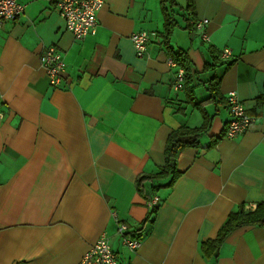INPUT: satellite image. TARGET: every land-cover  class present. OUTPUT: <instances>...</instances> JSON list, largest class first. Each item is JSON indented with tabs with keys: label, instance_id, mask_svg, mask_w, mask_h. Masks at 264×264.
<instances>
[{
	"label": "crops",
	"instance_id": "0c3cea01",
	"mask_svg": "<svg viewBox=\"0 0 264 264\" xmlns=\"http://www.w3.org/2000/svg\"><path fill=\"white\" fill-rule=\"evenodd\" d=\"M19 1L23 14L0 27V264H77L101 234L118 264H264V226L201 250L229 213L264 205V0H193L192 17L186 0H103L96 33L82 40L52 3ZM167 12L168 46L189 60L178 91L163 43ZM203 18L208 39L189 27ZM137 30L150 34L143 57L130 40ZM47 45L65 63L56 87L40 65ZM231 91L252 122L227 138ZM205 122L200 145L179 152L175 182L147 186L160 201L143 225L137 177L164 165L172 130ZM114 213L143 228L136 251L120 245Z\"/></svg>",
	"mask_w": 264,
	"mask_h": 264
},
{
	"label": "built area",
	"instance_id": "2783aa9c",
	"mask_svg": "<svg viewBox=\"0 0 264 264\" xmlns=\"http://www.w3.org/2000/svg\"><path fill=\"white\" fill-rule=\"evenodd\" d=\"M52 3L54 9L64 21V26L76 40L94 35L98 27L97 14L103 6V0H47ZM25 11V4L19 0H0V27L2 24L12 21ZM208 19L193 20L192 27L201 33L203 39H208L204 31ZM150 34L146 30H137L131 33L130 40L135 54L143 57L147 52ZM229 51L223 50L222 56L228 57ZM40 65L45 70L49 85L56 87L60 84L61 72L64 68V60L60 50L55 45H47L40 53ZM167 64L174 68L172 88L176 91L184 86V69L177 64L172 57H167ZM226 107L229 113L225 136L234 138L244 132L252 122V118L246 114L243 103L236 93L231 91L226 96ZM3 113L0 111V117ZM160 198L156 194L147 201L146 206L151 212L159 204ZM116 231L121 246L136 251L141 245V237L131 230L126 223L121 221L114 213ZM77 264H118V254L112 248L109 237L101 234L83 253Z\"/></svg>",
	"mask_w": 264,
	"mask_h": 264
},
{
	"label": "trees",
	"instance_id": "16d2710c",
	"mask_svg": "<svg viewBox=\"0 0 264 264\" xmlns=\"http://www.w3.org/2000/svg\"><path fill=\"white\" fill-rule=\"evenodd\" d=\"M162 6L165 3L169 5H173L174 0H160ZM193 0H186L185 11L189 16L193 15ZM196 20V19H195ZM165 31L163 34V43L168 49L170 56L177 62L179 66L184 69L185 77H184V86L187 83V76L189 70V60L185 51L179 50L177 52H173L171 48L168 46L169 44V36L170 31L175 22L170 14L167 12L165 14V22H164ZM189 27H192L189 24ZM219 57V55H217ZM216 62L214 63V65ZM219 84V78L214 76L211 85L213 89L217 88ZM201 102H196L195 106L199 105ZM209 122V120H208ZM208 122H205L200 128H190L186 126H181L177 129L172 130L166 139L165 143V163L159 170L155 173L144 174L138 176L135 184L137 191L140 195H142L146 201L151 197L147 192V186H149L150 190H158L162 186H171L175 180L180 175V172L177 170L176 162L177 156L179 152L186 147H198L200 145V137L206 131L208 127ZM218 139V137L216 138ZM161 182L162 180H165ZM157 207H155L151 212L147 214V216L142 221V224H146L147 222H151L152 216L156 212ZM264 226V205L259 203L254 210L246 211L243 206H240L237 210L229 213L226 221L219 228L217 235L213 239H207L206 241L201 243V250L204 254L209 255L210 253H215L219 249L220 245L223 243L225 238L235 229L242 226ZM143 228L136 230L138 236H141V231Z\"/></svg>",
	"mask_w": 264,
	"mask_h": 264
},
{
	"label": "rangeland",
	"instance_id": "374dc122",
	"mask_svg": "<svg viewBox=\"0 0 264 264\" xmlns=\"http://www.w3.org/2000/svg\"><path fill=\"white\" fill-rule=\"evenodd\" d=\"M176 1H177L178 5H184L185 4L184 0H176Z\"/></svg>",
	"mask_w": 264,
	"mask_h": 264
}]
</instances>
